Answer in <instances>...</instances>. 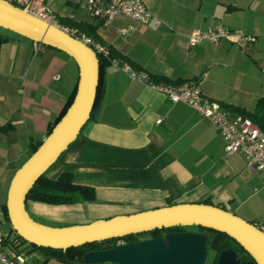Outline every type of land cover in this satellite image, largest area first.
Here are the masks:
<instances>
[{
	"label": "crops",
	"instance_id": "0c3cea01",
	"mask_svg": "<svg viewBox=\"0 0 264 264\" xmlns=\"http://www.w3.org/2000/svg\"><path fill=\"white\" fill-rule=\"evenodd\" d=\"M145 1L162 22L157 29L126 17L104 26L70 0H55L53 8L69 30L77 29L70 22L99 24L103 42L122 56L117 58L150 78L198 79L210 98L258 109L264 98V0ZM218 25L244 30L257 41L245 48L233 37L190 45L194 30ZM0 36L6 38L0 40V231L12 240L14 228L4 212L12 180L31 156L32 144L43 141L61 117L79 67L57 48L3 29ZM104 83L93 118L48 172L57 177L70 171L75 183L95 189V199L57 205L30 199V214L47 225L69 226L203 202L264 229L263 173L250 169L243 153L226 154V142L209 119L110 64ZM22 248L28 264H54L40 250ZM5 249L16 250L8 244Z\"/></svg>",
	"mask_w": 264,
	"mask_h": 264
},
{
	"label": "water",
	"instance_id": "95a60500",
	"mask_svg": "<svg viewBox=\"0 0 264 264\" xmlns=\"http://www.w3.org/2000/svg\"><path fill=\"white\" fill-rule=\"evenodd\" d=\"M0 27L63 50L79 67L73 103L12 180L6 205L11 224L21 237L40 246L67 249L156 228L197 225L227 233L253 258L242 261L237 250L228 247L220 253L216 264H264V229L209 203H177L62 227L36 220L27 209L28 193L91 120L100 82V59L91 46L63 26L34 16L9 0H0ZM208 240V235L199 230L169 231L163 236L90 250L84 260L86 263L204 264Z\"/></svg>",
	"mask_w": 264,
	"mask_h": 264
},
{
	"label": "built area",
	"instance_id": "2783aa9c",
	"mask_svg": "<svg viewBox=\"0 0 264 264\" xmlns=\"http://www.w3.org/2000/svg\"><path fill=\"white\" fill-rule=\"evenodd\" d=\"M15 5L27 10L50 23L63 26L58 22V16L53 8L55 0H9ZM85 8L94 20H100L104 26L117 17H126L139 23L157 29L161 20L149 8L145 0H70ZM73 14L70 17L73 18ZM64 27V26H63ZM86 44L91 46L98 55L109 61L111 66L126 71L134 80L146 83L154 89L165 93L173 102H184L194 108L205 118L209 119L220 131L226 145V154L241 152L245 155L248 167L260 171L264 176V130L250 117L234 114L222 102L207 96L201 86L200 80H188L181 84H169L152 81L149 74L136 71L129 64L113 56L108 44L96 40L91 36L69 30ZM127 33V29L122 30ZM235 38L239 47L245 48L257 41L255 35L244 30H233L224 25L203 31L194 30L190 35V45H196L204 40L219 44L224 38ZM264 72V67L262 68ZM59 78V76H56ZM159 122L161 119L158 120ZM5 234L0 231V260L5 264H28V254L22 244L14 251H6Z\"/></svg>",
	"mask_w": 264,
	"mask_h": 264
},
{
	"label": "trees",
	"instance_id": "16d2710c",
	"mask_svg": "<svg viewBox=\"0 0 264 264\" xmlns=\"http://www.w3.org/2000/svg\"><path fill=\"white\" fill-rule=\"evenodd\" d=\"M60 20H73V19L61 18ZM70 24L72 25V27H76L78 32L86 34L88 36L93 37L96 40H100L103 42V39L98 33L99 24L73 23V22H70L69 25ZM0 29L7 30L18 36H23L11 30L4 29L2 27H0ZM4 39L6 38H4L3 36H0L1 41ZM46 46H50V45H46ZM111 50H112L113 56L122 57L115 50H113V48ZM98 56L100 59V82H99V87H98L97 99L95 102V107L92 112L91 119L93 118L94 113L99 105V102L102 99V96L104 95V91H105L104 73H105L106 67L109 65V61L107 59L103 58L101 55H98ZM151 78H152V81H155V82L164 81V82L173 83V84L183 83L182 81H178V82L170 81L168 78L163 77V76H154V77L151 76ZM77 89H78V84L70 100L66 104L59 120H57L53 125L49 127L48 135L52 132L55 125L62 119V117L65 115V113L67 112L71 104L73 103L74 98L77 93ZM225 106L229 108L234 114H242L244 116L250 117L264 130V98L260 99L259 104H258V109L253 112L245 110L243 108H233L232 106H229V105H225ZM42 142L43 141L41 140L37 142V144H32L31 155L38 149V147L42 144ZM48 171L49 170H47L44 174H42L41 177L37 180V182L33 185V187L28 193L27 200L31 199V200H36V201H40L44 203L57 205V204L72 203L75 201L77 197H80L84 200L95 199L96 197L95 189L88 185H82V184L75 183L73 179V175L70 171H64L57 177H50L48 175ZM4 212H5L7 219L10 221L6 204L4 205ZM193 229L202 231L205 234H207L209 237L208 254H207L204 264H208L207 261L210 258L212 259V264H216L220 253L228 247H234L237 250L238 255L242 261L253 260L252 256L234 238H232L227 233L214 230L211 228L203 227V226H197V225H192V226L176 225V226H171L167 228H156L151 231L144 232V233L127 234L124 236L109 238V239L102 240V241L89 242L83 245L69 247L67 249L40 246L35 243H31L25 240L23 237H21L13 229L12 231L14 232L15 237L11 240L9 236H5V239H6L5 244L10 245L13 249H18V247L21 244H26V246L31 247L32 250H40L41 252L45 253L47 257L49 258H56L62 262L70 263V264H118V263H112V262L86 263L84 260V255L86 252L90 250L108 249V248L113 247L114 245L124 243V242H134V241H139L145 238L163 236L166 232H169V231H184V230H193Z\"/></svg>",
	"mask_w": 264,
	"mask_h": 264
},
{
	"label": "rangeland",
	"instance_id": "374dc122",
	"mask_svg": "<svg viewBox=\"0 0 264 264\" xmlns=\"http://www.w3.org/2000/svg\"><path fill=\"white\" fill-rule=\"evenodd\" d=\"M77 13H78V12H77ZM79 13H80V11H79ZM80 14H81V13H80ZM80 14H79V16H80ZM28 159H29V158H28ZM51 169H52V168H51ZM51 169H50V170H51ZM50 170H49V171H50ZM49 171H48V172H49ZM31 215H32V214H31ZM32 216H33V215H32ZM33 217H34V216H33ZM35 217H36L37 219H39L38 216H35ZM35 217H34V218H35ZM36 218H35V219H36ZM37 219H36V220H37ZM38 221H39V220H38ZM48 222L53 223V224L60 223V222H56V221H48ZM60 227H62V226H60ZM193 228H194V227H193ZM194 229H195V228H194ZM194 229H193V230H194ZM51 260H52V262H54V264H70V263L62 262V261H60V260H58V259H56V258H51ZM207 263H208V264H212V259H211V258L208 259Z\"/></svg>",
	"mask_w": 264,
	"mask_h": 264
}]
</instances>
